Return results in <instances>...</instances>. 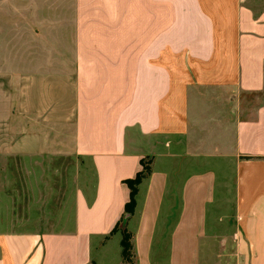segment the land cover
I'll return each mask as SVG.
<instances>
[{"label": "crops", "instance_id": "obj_1", "mask_svg": "<svg viewBox=\"0 0 264 264\" xmlns=\"http://www.w3.org/2000/svg\"><path fill=\"white\" fill-rule=\"evenodd\" d=\"M14 154L44 226L17 228L0 180V264H264V0H0Z\"/></svg>", "mask_w": 264, "mask_h": 264}, {"label": "rangeland", "instance_id": "obj_2", "mask_svg": "<svg viewBox=\"0 0 264 264\" xmlns=\"http://www.w3.org/2000/svg\"><path fill=\"white\" fill-rule=\"evenodd\" d=\"M6 139L8 140L6 141ZM13 139L11 137H4V142H3L4 145H7L8 148H11L10 147L11 145L14 147L15 142L13 141ZM4 148H6V146H4ZM4 151H6V149ZM143 162L146 166H148V168H150L148 164L149 160H145ZM27 164H29L27 161H25L21 156H15V154L11 157L0 156V166H2V168L4 169L6 166L8 167V170L6 169L5 171L6 173H3L1 171L2 168L0 169V180L10 184L7 186L9 187L8 192H11V195L15 198V204L13 206V211L16 212L15 219L16 218L18 219V221L15 222L17 228L36 229L44 225H43V221L33 222L27 219L29 217L28 214H31V211L33 209L31 206L33 204V190L30 186L31 179L29 175L27 174V170L25 168ZM61 165L69 166V164L66 162L57 161L56 166H61ZM88 166L89 168H91L90 164H88ZM88 177L90 181H92V178L94 179V173L92 169L88 170ZM181 179H182L181 176H177L174 178V182L172 183V186H171L172 187L171 192H170L171 195L169 194L170 201L166 202V205H165V208L162 214L163 216L159 223L158 236H157L156 243H157V248H159L158 243L161 242L160 247H162L164 253H165V248L167 247V236L169 235L168 228L171 226V223H172L171 221H173V218L176 216V212L178 210V200L176 198V195L179 192ZM92 192H93L92 189L88 190L89 195H92ZM170 196L172 198H170ZM173 197H175L174 200H173ZM232 209H233L232 207L226 206V212H232ZM168 220L170 222L167 223ZM46 224H50L49 225L50 227L58 226L57 222L46 223ZM125 225H126L125 221L123 220L121 223H119L118 230L121 232H124L123 230L126 228ZM165 228L167 229L165 230ZM161 234H164V237L162 239H161ZM131 257L130 259H128V261L133 262V259Z\"/></svg>", "mask_w": 264, "mask_h": 264}, {"label": "trees", "instance_id": "obj_3", "mask_svg": "<svg viewBox=\"0 0 264 264\" xmlns=\"http://www.w3.org/2000/svg\"><path fill=\"white\" fill-rule=\"evenodd\" d=\"M144 166V170L140 171L137 173L135 178L128 179L126 181L127 185L129 186L131 193H130V201L126 204L125 210L128 214H133L135 207H136V195L138 192V186L142 182L143 178L149 173L150 168L142 162ZM118 225L115 227V231L118 230ZM123 239H122V246H123V254L125 259H130L131 257V242L130 238L131 235L130 233L126 230V228L123 230Z\"/></svg>", "mask_w": 264, "mask_h": 264}]
</instances>
